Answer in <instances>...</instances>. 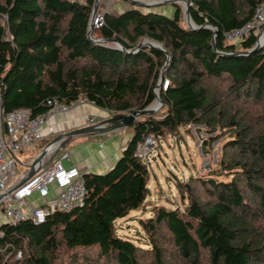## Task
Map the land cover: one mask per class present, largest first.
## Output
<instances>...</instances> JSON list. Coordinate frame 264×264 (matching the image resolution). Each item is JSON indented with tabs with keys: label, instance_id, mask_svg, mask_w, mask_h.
Here are the masks:
<instances>
[{
	"label": "trees",
	"instance_id": "obj_1",
	"mask_svg": "<svg viewBox=\"0 0 264 264\" xmlns=\"http://www.w3.org/2000/svg\"><path fill=\"white\" fill-rule=\"evenodd\" d=\"M94 1L0 0L5 111L28 108L36 116L48 109L49 99L71 104L83 96L112 114L153 103L165 53L153 47L125 53L90 41ZM186 1L193 2L189 12L198 29L184 25L179 3L172 18L137 8L105 13L102 38L127 49L147 38L170 55L164 72L169 85L159 94L163 105L132 120L133 134L111 169L83 174V206L38 224H0V264H52L57 248L80 250L82 264L90 256V264H264V43L244 53L259 30L236 42L223 35L248 22L264 0ZM188 124L219 130L211 139L230 137L220 165L232 177L179 181L184 209L155 205L151 217L140 219L149 248L136 245L115 226L143 207L150 192L149 167L134 151L147 135H175ZM17 250L22 258L12 262Z\"/></svg>",
	"mask_w": 264,
	"mask_h": 264
},
{
	"label": "built area",
	"instance_id": "obj_2",
	"mask_svg": "<svg viewBox=\"0 0 264 264\" xmlns=\"http://www.w3.org/2000/svg\"><path fill=\"white\" fill-rule=\"evenodd\" d=\"M177 3L182 4L184 8L186 3L188 7L193 6V2L186 0H178ZM105 13L107 12H96L92 20V31L100 30L104 25ZM258 30V37H260L264 33V2L255 7L248 22L224 31L223 35L225 40L234 42ZM159 79L158 77V82ZM168 85L169 79L164 77L159 86L153 87L154 94L159 95V91L166 90ZM47 103L48 109L36 116H32L28 108L5 111L0 105V194H2L0 205H2L4 223L10 225L24 220L38 224L55 212H69L77 209L83 206L88 193L83 178L84 173L74 165L64 164L70 159V153L67 151H63L47 166H42V163L28 179L25 180L26 175L21 174L15 181H12L16 175V154L34 145L42 137L43 127L54 113L67 112L76 104H93L84 96L71 104L56 98L49 99ZM156 105L159 106L161 103L156 102L153 107H157ZM95 121L94 116L86 118L88 124L95 123ZM155 143L156 139L152 135H147L137 145L134 156L141 160L146 159L145 162H147L149 154L155 148ZM10 189L12 190L8 192ZM34 195H37L38 203L30 201ZM2 233L3 231H0V236ZM21 258L22 251L17 250L11 261L18 262Z\"/></svg>",
	"mask_w": 264,
	"mask_h": 264
},
{
	"label": "rangeland",
	"instance_id": "obj_3",
	"mask_svg": "<svg viewBox=\"0 0 264 264\" xmlns=\"http://www.w3.org/2000/svg\"><path fill=\"white\" fill-rule=\"evenodd\" d=\"M126 2L130 3L128 0ZM179 6L183 16L184 7L180 3ZM136 7L140 9L149 8ZM141 11L147 12L146 10ZM183 23L187 26L184 17ZM92 34L94 37L102 38L99 30L92 31ZM143 39L139 40L136 45ZM108 46L114 47L112 44H108ZM144 47L147 46L142 48ZM158 83L157 79L155 86ZM133 131L134 126L130 124L124 130V135L129 137ZM218 131L211 132L204 124H188L179 127L175 135H167L156 139L155 148L147 159V165L150 170L149 195L143 207L132 210L127 216L115 221L119 236L130 239L136 245L149 248L147 233L143 230L140 219L151 217L153 215L152 209L155 205L161 204L167 208L183 210L187 201L181 197L178 191L177 183L179 181L185 182L190 177H202L204 179L213 177L219 181H229L231 179V173L227 170L224 171L220 165L222 146L230 137L220 135L215 139H211L210 137L216 135ZM145 160L143 159L142 161L145 162ZM20 168L21 165H18L15 169L16 172ZM30 201H37V196L34 195ZM1 207L2 205H0ZM25 251L26 247H23V254ZM80 254V250L70 252L57 248L53 254L52 264H82L83 262L80 263ZM89 260L94 261L93 256H90ZM90 261L86 260L85 264H90Z\"/></svg>",
	"mask_w": 264,
	"mask_h": 264
},
{
	"label": "crops",
	"instance_id": "obj_4",
	"mask_svg": "<svg viewBox=\"0 0 264 264\" xmlns=\"http://www.w3.org/2000/svg\"><path fill=\"white\" fill-rule=\"evenodd\" d=\"M134 8L140 9L132 3L126 2V0H100L98 11H106L113 15H119L128 9ZM140 10L156 12L168 18H172L175 14V5L174 3H163ZM108 44H104V46L110 47ZM111 115L112 113L109 112V110L100 108L91 103L76 104L67 112L54 113L44 125L42 137L34 145L18 153L20 155L16 154L17 165L15 169L18 165H21V168L18 172L15 170L16 175L13 177L12 181H15L17 176L21 174L27 175L32 160L57 135L88 124L86 118L89 116H94L96 123ZM125 129L126 128H121L107 133L74 135L61 145L57 143L42 159V166L49 165L55 158L59 157L63 151H67L70 153V159L65 161V165H74L78 167L82 173H104L111 169L119 159L133 134L132 132L129 137L125 136ZM38 201L37 197V201L33 203H38ZM4 222V217L0 208V224Z\"/></svg>",
	"mask_w": 264,
	"mask_h": 264
},
{
	"label": "water",
	"instance_id": "obj_5",
	"mask_svg": "<svg viewBox=\"0 0 264 264\" xmlns=\"http://www.w3.org/2000/svg\"><path fill=\"white\" fill-rule=\"evenodd\" d=\"M99 1L100 0H95L94 4H93V8H92V13H91V17H90V21H89V26H88V31H87V37L89 38L90 41H92L93 43L96 44H113L115 49L123 51L125 53H135L138 52L143 46H147V47H153L156 48L162 52L165 53L166 55V61L164 63V65L162 66L160 73H159V83L156 86H159L160 82L162 81L163 77H164V72L166 70V67L169 63L170 60V55L164 50V48L157 42L155 41H151L147 38H144L142 41H140L137 45H135L134 47L127 49L125 47H123L119 41H117L116 39H109V38H95L92 34V20L96 14V12L98 11L99 8ZM130 3L134 4L135 6H142V7H152V6H156L159 4H163V3H177L178 0H162V1H153V2H147V1H141V0H128ZM184 20L186 22V25L194 30V29H198L200 26L196 25V23L192 20L190 12H189V8L186 6L184 8ZM205 27H209L211 29H213V31H216V28H212V26H205ZM261 36L257 38V41L255 43V45L250 49L247 50L244 53H249L252 50L257 49L258 47H260L263 43L260 41ZM212 45L213 48L216 51L215 48V41L214 39L212 40ZM219 54L221 55H239L242 53H225V52H219ZM156 102H160L161 105H156L157 107H153L154 104ZM163 105V101L161 100L159 95H155V99L153 101V103H151L150 105H148L145 109L143 110H134L133 112L126 114V115H122V114H112L110 117L108 118H104L101 121H98L96 123L93 124H86L82 127H79L77 129H73L64 133H60L59 135H57L51 142H49L43 149L42 151L32 160L31 164L29 165V172L27 173L25 180L28 179L30 176H32L36 170L40 167V165L42 164V159L44 158V156L46 154H48L52 148L58 143V145L63 144L66 142V140L74 135H78V134H90V133H107L110 131H116L118 129L121 128H126L128 127L133 119H137L139 117L140 114L143 113H154L157 110H159ZM13 189V188H12ZM12 189H10L8 192H10ZM2 198V194H0V200Z\"/></svg>",
	"mask_w": 264,
	"mask_h": 264
},
{
	"label": "bare ground",
	"instance_id": "obj_6",
	"mask_svg": "<svg viewBox=\"0 0 264 264\" xmlns=\"http://www.w3.org/2000/svg\"><path fill=\"white\" fill-rule=\"evenodd\" d=\"M261 42L264 41V33L261 35V39H260ZM60 212V211H59Z\"/></svg>",
	"mask_w": 264,
	"mask_h": 264
}]
</instances>
